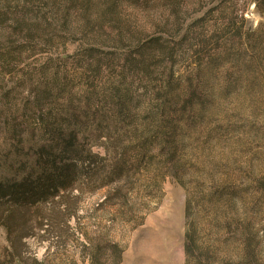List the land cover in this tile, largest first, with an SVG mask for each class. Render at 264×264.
I'll list each match as a JSON object with an SVG mask.
<instances>
[{
  "label": "rangeland",
  "instance_id": "1",
  "mask_svg": "<svg viewBox=\"0 0 264 264\" xmlns=\"http://www.w3.org/2000/svg\"><path fill=\"white\" fill-rule=\"evenodd\" d=\"M118 88L164 109V182L84 183L10 219L4 200L0 264H185L192 226L201 264H264V0H0V184L39 173L41 119L62 116L83 155L124 157ZM119 187L128 203L107 200Z\"/></svg>",
  "mask_w": 264,
  "mask_h": 264
},
{
  "label": "trees",
  "instance_id": "2",
  "mask_svg": "<svg viewBox=\"0 0 264 264\" xmlns=\"http://www.w3.org/2000/svg\"><path fill=\"white\" fill-rule=\"evenodd\" d=\"M127 63L125 67L130 71L137 66V62L133 60H129ZM147 74L150 75L149 72ZM119 77L122 81H126V73L123 68L119 72ZM131 96L130 90L124 91L121 88H118L114 94V98L119 102L120 120L126 124L129 130L125 135L128 147L122 146L121 151L124 157L121 155L110 166L104 163V160L99 156L90 153L83 155L78 150L75 135L70 130L68 134H63L60 127V123L63 122L62 116H55L52 120L41 119V128L50 134L51 141L38 146L36 150V167L39 173L37 172L34 179L28 176L20 183L8 181L6 184H0V202L7 200L11 204L10 209H13L8 211L7 218L10 219L22 208H35L36 211H39L42 209V205L52 203L60 194L71 191L84 183L91 189H102L123 182L130 184L142 170L145 171L143 174H147L145 177L146 187L149 190L158 189L169 170L164 172L163 166L152 163L154 158L152 149L154 147L160 151L167 149L170 153L168 159H171V155L174 157L176 153L173 141L174 130L169 128V123L162 121L164 109L161 106L148 105L144 110L135 112L137 106L130 108L127 104L132 102ZM163 123L166 124L168 130L163 126ZM129 149L132 150L131 153H128ZM143 165L145 166L143 167ZM119 188L115 193L109 194L107 200L118 199L119 205L128 203L126 195L123 194L121 187ZM121 207L126 208L127 206ZM76 211L74 204L65 206V211L61 216H57L56 220H62L64 216H74ZM186 213L188 215V210ZM10 222L13 223L9 221V224ZM3 223L9 234L13 233L10 226ZM10 239L14 244V239L11 237ZM110 249L117 252L118 255L121 252L118 244H112ZM207 250H203V247L201 248L197 244L194 227L188 229L185 233L184 244L185 264H201L203 260L208 261ZM96 252L94 251L91 256L94 264L97 261Z\"/></svg>",
  "mask_w": 264,
  "mask_h": 264
}]
</instances>
